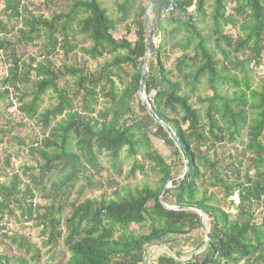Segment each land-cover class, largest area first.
Returning a JSON list of instances; mask_svg holds the SVG:
<instances>
[{"label":"trees","instance_id":"16d2710c","mask_svg":"<svg viewBox=\"0 0 264 264\" xmlns=\"http://www.w3.org/2000/svg\"><path fill=\"white\" fill-rule=\"evenodd\" d=\"M38 1L36 8L0 0V88L14 87L0 98L10 99L9 108L14 102L41 134L32 143L19 140L24 149L13 153L0 140V222L16 210L46 239L37 249L9 237L24 254L0 253V264H39L40 250L56 251L60 241L68 258L53 264H144L149 246L200 230L199 212L209 241L191 264H264V224L256 213L264 211V0H151L158 43L142 90L187 155V176L162 195L176 211L164 209L158 194L182 175L181 154L137 96L148 0H110L113 15L105 0ZM170 3L174 10L162 19ZM74 52L80 63L66 67ZM48 91L56 104L42 112ZM6 120L5 133L23 126ZM122 152L133 160L126 172ZM20 157L32 165L11 168ZM36 198L48 205L34 206ZM152 248L149 264H184L168 252L150 259Z\"/></svg>","mask_w":264,"mask_h":264},{"label":"rangeland","instance_id":"374dc122","mask_svg":"<svg viewBox=\"0 0 264 264\" xmlns=\"http://www.w3.org/2000/svg\"><path fill=\"white\" fill-rule=\"evenodd\" d=\"M25 2H29L32 3L36 8L38 7L40 1L38 0H25ZM104 7L108 9V12L110 15H113V10H112V3L110 0H105L104 2ZM3 21V23L6 22L5 18L1 19ZM155 43H158V39L154 38ZM79 41V37L75 40V42ZM77 44L79 45V43L77 42ZM28 50V49H26ZM80 57H83L79 52H74L73 54H71L69 56V61L67 62L66 60L63 61V64H66V67H69V64H73V63H80L79 59ZM86 56H84L85 58ZM86 59V58H85ZM58 61H56V65H60L62 60L60 61L59 59H57ZM98 62L101 64L103 63V60H98ZM169 63V61L167 62ZM90 65L95 68V64L94 63H90ZM2 68H4V66L0 63V73L3 72ZM35 73H32L31 78L34 80ZM253 76H254V80H255V75L253 72ZM257 79V78H256ZM115 85L118 88H121L120 85L118 84L117 80H115ZM1 87V85H0ZM31 89H34V87L30 86ZM63 88V86L61 87ZM2 91L0 90V93ZM147 97V95H146ZM55 98V94H53L52 92L48 91L46 92L43 96H42V103L40 105V110L42 112H45L47 110H51L56 102L54 100ZM30 99H28L27 97L24 98V102H29ZM147 101H148V97H147ZM134 109H136V111L138 110V107H134ZM140 114V113H138ZM9 119L10 121H13L14 123H18L19 121H21L23 123L22 127H14L12 129L11 132H3L4 130L0 133V140H1V149H5L6 151H9V153H13V149L19 150V149H24L23 146H20V142L19 140H24V141H30V143H32V141L34 140V138L38 135H41L38 131V129H34V127L32 126L30 121H26L22 116H21V112H19V114H17L13 109L8 107V102L7 99L5 98H0V127L5 125L7 120ZM15 137H18V141L15 143ZM154 146L157 148V150L159 152L162 153V155H164V157L166 158V160H169V153L167 151V149L163 146L162 143L160 142H156L154 141ZM228 151V149H225V152ZM124 152L121 153L122 155V172H126L127 169L132 165L133 160L131 158H126L124 157L125 155L123 154ZM2 156H0V160H2ZM23 157L19 158V161H11V168H18L19 165H22L24 163H28L29 165H32V159H27ZM99 160L101 161V165H103L104 167V171L106 172V170H110V164L108 159L104 156L100 157ZM102 172V173H105ZM149 174V173H147ZM103 176V175H102ZM152 176H154V174L150 173L149 176V181L152 179ZM0 182L4 181L5 178L4 177H0ZM149 183V182H148ZM125 185V184H124ZM88 195L95 197L97 196L99 193L95 192V191H90L87 190ZM236 199V197H231ZM33 205H39L41 207L48 205L47 201L42 200L40 198H36L33 200ZM232 206V205H230ZM66 213V211L64 212V214ZM234 213V212H232ZM14 215L15 217L12 216H8L7 214L4 216L3 220L0 222L2 228H4V230L0 231V253L1 254H7V253H11L10 256H14V257H20V254L23 255V251L17 249V247L15 245L11 244V241L8 239L10 238H14V236H16V240L18 242V244H22L23 243V237L26 239H29V243L32 244L33 247H36L37 249H39L41 247V245L43 244L44 240L46 239V236H43L42 234V230L39 227L34 226L33 224L30 223H22L19 221V219L17 218L18 212L16 210H14ZM133 230H136L135 227H132ZM208 230V227L205 223L204 228H200V230L193 232L187 236H185L184 238L180 239V240H176L174 242H172L168 247H171V249L174 251H178L179 253L183 254V252H191L195 253L193 259L195 258V256L199 257V249L196 250V247L198 245H200L201 243L204 242V234L205 231ZM27 241V240H26ZM25 241V242H26ZM167 246V245H165ZM31 249V248H30ZM30 249H29V253H30ZM196 250V251H195ZM195 251V252H194ZM151 257L150 259L155 258L156 256L168 252V249L165 247H161V248H152L151 249ZM171 254V253H170ZM185 255V254H184ZM40 257H41V262L39 264H53V263H62L63 261H66L68 258V254L65 252V248L62 246L61 241L59 242L58 248L57 250H47L45 249H41L40 250ZM190 256L186 259H189ZM185 259V258H183ZM196 261V259H194ZM200 260V257H199ZM192 260L189 261V264H191ZM191 262V263H190ZM27 263L28 264H36L34 262H30L29 258L27 259ZM147 264H149V260L147 259Z\"/></svg>","mask_w":264,"mask_h":264},{"label":"water","instance_id":"95a60500","mask_svg":"<svg viewBox=\"0 0 264 264\" xmlns=\"http://www.w3.org/2000/svg\"><path fill=\"white\" fill-rule=\"evenodd\" d=\"M150 8H151V0H148L147 3V7H146V13L144 15V42H145V53H144V57L142 59V64H141V69H140V79H139V83H138V89H137V96L139 101L141 102V105L143 107V109L145 110V112L148 114V116L157 124H159L166 132L168 138L173 142V144L175 145V147L178 149V151L181 154L182 160H183V173L179 178H176L174 180L169 181L167 184H165V186L161 189V191L158 194V199L160 204L162 205V207L166 210H180L179 208H174V207H170L165 205L162 202V195L165 191H167L170 188L175 187L176 185L180 184L185 177L188 174V161H187V155L184 152L181 144L179 143L177 137L175 136L174 132L172 131V129L166 125L164 122H162L151 110L148 102H147V97L145 95V93L142 90V86H143V82L146 76V72H147V63L149 60L150 55L152 54L156 43L154 38L152 37V26L150 24L149 21V13H150ZM199 216H200V223H201V227L204 228V224H203V217L201 212H199ZM209 241V237L207 232L205 231V239L204 242L201 243L199 246L196 247V250L203 247L207 242ZM151 247H165L168 249V251L174 255L175 259L180 262V263H188L190 260L193 259L195 253H192L189 259H180L175 252L169 248L168 246H164L161 244H153L151 246H149V248L146 250L145 255H144V264H147V251L151 248ZM195 250V251H196ZM194 251V252H195Z\"/></svg>","mask_w":264,"mask_h":264},{"label":"built area","instance_id":"2783aa9c","mask_svg":"<svg viewBox=\"0 0 264 264\" xmlns=\"http://www.w3.org/2000/svg\"><path fill=\"white\" fill-rule=\"evenodd\" d=\"M26 2H22L21 3V6H26ZM174 10V6L172 3H170L167 7H165L164 9H162L160 11V17L162 19H167L170 14L173 12ZM24 18V14L22 13V10L19 11V16H18V22H21V20ZM17 87V86H16ZM3 90L4 91H7L9 93V95L12 94V92L14 91V88L13 87H10V86H5L3 87ZM14 104V103H13ZM15 106V104H14ZM261 219H262V222L264 223V213L261 214Z\"/></svg>","mask_w":264,"mask_h":264},{"label":"clouds","instance_id":"9594fccd","mask_svg":"<svg viewBox=\"0 0 264 264\" xmlns=\"http://www.w3.org/2000/svg\"><path fill=\"white\" fill-rule=\"evenodd\" d=\"M14 88V87H13ZM0 90L2 91V92H6L7 93V95H8V97H10L12 94H13V92H12V94L11 95H9V93L7 92V91H4L3 90V87L2 88H0ZM8 97L6 98L7 99V102H9L10 101V99L8 100ZM14 103V102H13ZM12 103V108L11 109H13L14 111H16V105L14 106V104ZM0 180H2V179H0ZM5 181H1L0 183H4ZM233 197H236V196H233ZM234 199V198H233ZM259 216V218L261 219V214L262 213H264V211H262V210H260L259 208H258V210H257V212H256ZM262 220V219H261ZM263 223V222H262ZM203 224L205 225V223H204V220H203ZM264 224V223H263ZM206 232H207V234H208V230H206ZM204 237H205V234H204ZM165 246V245H164ZM159 248H161V247H159ZM170 248V247H169ZM180 259H182V258H180Z\"/></svg>","mask_w":264,"mask_h":264}]
</instances>
